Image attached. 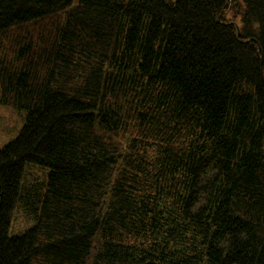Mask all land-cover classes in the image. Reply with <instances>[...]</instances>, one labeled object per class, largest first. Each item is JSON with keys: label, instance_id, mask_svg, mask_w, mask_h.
<instances>
[{"label": "trees", "instance_id": "1", "mask_svg": "<svg viewBox=\"0 0 264 264\" xmlns=\"http://www.w3.org/2000/svg\"><path fill=\"white\" fill-rule=\"evenodd\" d=\"M0 104V264H264V0H0Z\"/></svg>", "mask_w": 264, "mask_h": 264}, {"label": "rangeland", "instance_id": "2", "mask_svg": "<svg viewBox=\"0 0 264 264\" xmlns=\"http://www.w3.org/2000/svg\"><path fill=\"white\" fill-rule=\"evenodd\" d=\"M25 123V112L18 111L11 106L0 104V149L3 148L7 143L16 138ZM48 173V169L40 168L34 165H27L24 170L22 179V185L24 184L25 177L31 181L42 179L45 175V171ZM47 176V175H46ZM32 220L24 213L21 207L16 204L12 216L11 224L9 229L10 235H15L26 230L30 226Z\"/></svg>", "mask_w": 264, "mask_h": 264}]
</instances>
